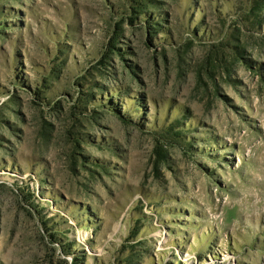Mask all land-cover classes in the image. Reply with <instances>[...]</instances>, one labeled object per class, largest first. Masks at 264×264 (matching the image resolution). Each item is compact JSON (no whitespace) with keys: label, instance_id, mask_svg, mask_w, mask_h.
<instances>
[{"label":"rangeland","instance_id":"rangeland-1","mask_svg":"<svg viewBox=\"0 0 264 264\" xmlns=\"http://www.w3.org/2000/svg\"><path fill=\"white\" fill-rule=\"evenodd\" d=\"M0 264H264V0H0Z\"/></svg>","mask_w":264,"mask_h":264}]
</instances>
